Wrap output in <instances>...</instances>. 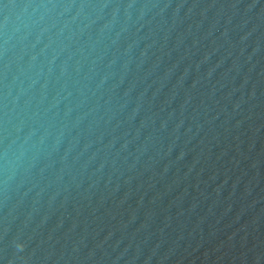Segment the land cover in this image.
<instances>
[{
  "label": "water",
  "instance_id": "1",
  "mask_svg": "<svg viewBox=\"0 0 264 264\" xmlns=\"http://www.w3.org/2000/svg\"><path fill=\"white\" fill-rule=\"evenodd\" d=\"M0 264H264V0H0Z\"/></svg>",
  "mask_w": 264,
  "mask_h": 264
},
{
  "label": "clouds",
  "instance_id": "2",
  "mask_svg": "<svg viewBox=\"0 0 264 264\" xmlns=\"http://www.w3.org/2000/svg\"><path fill=\"white\" fill-rule=\"evenodd\" d=\"M41 7H43L44 9H45V12H47L48 11V6H46V5H41ZM51 7L52 8H55L56 7V5H51ZM72 7V5H64V6H62V10L63 11H68L70 8ZM4 45L6 46L7 44H8V39L6 38L5 40H4ZM6 50V49H5Z\"/></svg>",
  "mask_w": 264,
  "mask_h": 264
}]
</instances>
